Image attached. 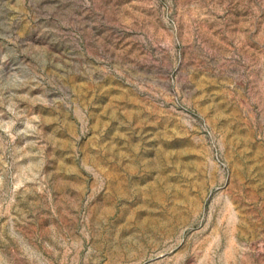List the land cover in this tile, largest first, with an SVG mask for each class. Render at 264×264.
<instances>
[{
	"label": "rangeland",
	"instance_id": "rangeland-1",
	"mask_svg": "<svg viewBox=\"0 0 264 264\" xmlns=\"http://www.w3.org/2000/svg\"><path fill=\"white\" fill-rule=\"evenodd\" d=\"M0 264H264V0H0Z\"/></svg>",
	"mask_w": 264,
	"mask_h": 264
}]
</instances>
